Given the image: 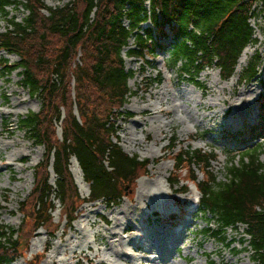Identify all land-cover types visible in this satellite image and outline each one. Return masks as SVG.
<instances>
[{"label":"trees","instance_id":"1","mask_svg":"<svg viewBox=\"0 0 264 264\" xmlns=\"http://www.w3.org/2000/svg\"><path fill=\"white\" fill-rule=\"evenodd\" d=\"M43 1L0 0V16L5 19L7 8L23 7L27 12L20 23L8 21L6 31L0 33V52L18 59L14 66L0 60V72L11 75L19 71L22 87L40 100L39 112L21 118L19 128L45 151L43 162L34 169L33 188L19 204L23 217L20 228L11 231L7 239L0 233V264L23 255L40 228L50 234L57 232L59 226L52 221L49 204L55 192L49 185L50 164L63 206L61 222H71L82 205L69 172L71 158L76 159L89 185L91 203H116L124 198L126 186L133 188L145 175L149 162L128 157L113 143L116 122L129 95L128 81L134 77L133 72L125 70L122 58L129 39L134 38V47L127 50L128 58L149 65L146 55L152 57L156 48L165 49L168 69L176 70L181 78L188 77L196 87L199 75L212 66L220 70L223 81L229 80L242 51L255 42L248 25L255 0H75L55 10L47 9ZM147 2L149 10L145 8ZM262 3L264 11V0ZM44 10L48 16L42 13ZM123 18L129 22L128 29L122 26ZM147 21L155 32L142 29ZM166 27L172 37L168 48L161 43L168 37ZM257 63L258 57L249 62L244 81L255 78ZM261 84L264 91V81ZM259 112L258 126L250 128L246 136L264 141V96ZM175 142L172 139L169 154L176 149ZM262 155L264 145L257 144L241 154L238 165L230 159L220 181L209 172L213 154L181 150L172 157L175 173L170 182L178 183L182 169L195 182L196 168L204 178L198 185L200 211L215 222L218 231L213 236L225 242L222 236L227 230L246 226L248 247L258 264H264ZM210 232L207 228L203 234Z\"/></svg>","mask_w":264,"mask_h":264},{"label":"rangeland","instance_id":"2","mask_svg":"<svg viewBox=\"0 0 264 264\" xmlns=\"http://www.w3.org/2000/svg\"><path fill=\"white\" fill-rule=\"evenodd\" d=\"M72 1L45 0L44 5L49 9H56ZM7 13L9 15L7 20L13 17L18 22L26 16V12L21 7L9 8ZM7 20L0 17V32L5 31ZM146 26L150 25L146 24ZM261 27H263V21H255L254 38L258 42L247 47L250 55L243 68L237 74L234 72L236 78L232 87L226 84L229 80L227 82L221 80L220 72L214 66L201 73L196 80L198 88L190 84L188 77L181 79L176 70L173 72L165 70L162 51L157 52L150 60L155 70L146 69L142 62L125 56V68L133 71L135 76L129 81L130 97L122 108L116 124L117 142L129 157H136L139 161H149L150 165L146 175L141 177L133 188H125L126 191H123L125 197L122 200L116 204L100 201L83 205L71 227L78 224L83 212L90 211L89 221L95 222L97 226L88 229V235L104 230L107 225L103 219L111 220L110 212H117L121 207L132 206L129 199L133 200L134 206L136 205L142 183H145V187L147 186L150 191L152 190L153 203H157L159 208V212H156L157 217L154 214L151 215L150 209L145 211L148 216L146 222L149 221L150 226L158 229L157 233L161 232L160 227L173 226L171 222L173 218H167L170 214L176 215L182 209L192 212L198 194L193 186H190L187 192L180 194L181 189L188 185V177L184 172L179 175V183L174 187L169 184L172 177L174 178L175 171L170 161L172 155L164 149L173 138L176 140L177 147L174 153L187 149L205 154L213 153L215 160L211 162L209 172L220 181L225 177L230 159L234 158V165H238L243 152L255 148L256 143L264 145V142L259 139L248 140L246 144H236L231 141L232 137L238 139L240 133L248 131L260 117L258 113L262 96L260 82L264 79V43ZM164 42L168 43L167 40ZM132 44L133 42L130 41V45ZM256 55H258L256 78L252 82H245L242 80L243 71ZM2 58L7 59L11 64L17 62L16 57L0 53V59ZM140 71H144L143 75L139 73ZM159 75L161 84L156 85L154 82ZM21 85L17 73L7 75L5 71L0 72V204L2 206L0 232L6 234V239L9 233L17 231L22 223L18 205L24 201L32 189L33 169L44 160V149L35 146L28 135L18 129L19 119L29 113H37L41 105L40 100L31 98ZM221 87H224V90L219 93ZM210 104L214 106L208 107ZM159 112L162 113L159 114ZM137 124L140 127H136ZM56 135L60 136L58 128ZM133 140L142 143L135 145ZM19 155H22L24 159H19ZM260 161L264 162L263 155L260 156ZM69 169L79 198L87 200L89 189L82 179L83 175L77 162L76 166L70 162ZM49 172L50 186L55 188V175L52 169ZM193 172L197 177V183H201L204 180L202 175L197 169H193ZM156 182L163 187L161 191H155L153 184ZM121 187L122 184H119L118 188L121 189ZM174 200L177 204H174ZM49 203L53 207L52 221L56 224L60 220L59 230L53 236L47 235L41 229L38 230L35 234L39 235L41 240L36 239V235L31 239L27 247L28 258L20 257L10 264H27L29 258L37 264H44V257L50 250L42 251V241L48 240L56 244L65 226L63 222L61 223L62 205L56 193L52 194ZM161 204H166L168 209L163 211ZM93 209L98 217L94 216L93 211L91 212ZM80 210H82L81 213ZM185 217L189 219L191 216L187 214ZM207 228L211 232L205 235L202 231ZM187 231L186 238L178 246V253L174 252L168 264H257L248 247V237H246L244 226L227 230L222 236L225 242H220L213 236V233L218 230L211 216L199 211L191 218ZM65 235H70V229L65 231ZM127 235L126 233L125 236ZM227 244L232 245L228 248ZM33 245H37L36 250L41 256L32 252ZM129 248L126 250L132 254L131 247ZM141 261L134 264H139ZM79 264L87 263L81 258Z\"/></svg>","mask_w":264,"mask_h":264},{"label":"bare ground","instance_id":"3","mask_svg":"<svg viewBox=\"0 0 264 264\" xmlns=\"http://www.w3.org/2000/svg\"><path fill=\"white\" fill-rule=\"evenodd\" d=\"M249 55V51L246 48L238 59L235 74L246 64ZM235 74L226 83L230 87L233 86V82L235 81ZM223 90L224 87L219 88V93L223 92ZM211 105L214 106L210 104L208 107H211ZM229 105L231 106V103ZM161 113L159 112V114ZM136 127L140 126L137 124ZM133 142L135 145L142 143L136 140H133ZM18 157L21 160L24 159L22 155ZM71 163L76 166L75 159H72ZM153 186L155 187V191L163 189L157 182ZM152 194V190L150 191L147 186L145 187V183H142L136 205L134 206L133 200L129 199V203L132 206L121 207L117 212H110L109 215H112L111 220L103 219L107 228L90 236L87 232L88 229L94 228L97 225L95 222L89 221L90 211L83 212L78 220V224L70 228V235L66 236L63 230L58 236L56 244L48 240L42 241V251L50 250L49 254L44 257V264H79V259L81 258L87 264H134L140 260L142 261L139 264H168L174 252H177L179 244L186 238V229L191 224V220L181 221L180 226L175 228L169 226L168 228L160 227L161 232L157 233L158 229L150 226L149 221L146 222L148 216L145 211L150 209L151 215L154 214L156 217V212H159L157 203H153ZM173 202L177 204L176 200ZM161 209L166 211L168 207L166 204H161ZM92 211L94 212V216L98 217L95 209ZM180 215H182L181 212ZM169 216L174 219L177 218L173 214ZM179 218L181 217L179 216ZM126 233L128 234L127 236H125ZM36 239L41 240L39 235H36ZM129 247H131L132 254L126 250ZM100 248L102 252H100ZM36 249L37 245H33L32 252L41 256ZM138 252L143 254L138 255ZM74 260L77 261L71 263Z\"/></svg>","mask_w":264,"mask_h":264}]
</instances>
